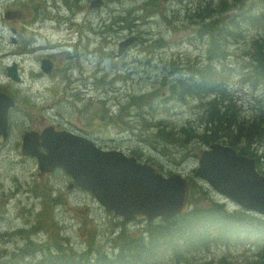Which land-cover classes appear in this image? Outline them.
Instances as JSON below:
<instances>
[{
	"label": "rangeland",
	"instance_id": "374dc122",
	"mask_svg": "<svg viewBox=\"0 0 264 264\" xmlns=\"http://www.w3.org/2000/svg\"><path fill=\"white\" fill-rule=\"evenodd\" d=\"M97 1L99 0H0V80L3 76L6 77L3 67L12 62L16 63L20 75L18 82L11 79V83H7L11 84L14 97L15 93L18 95L15 97L12 125L18 131L25 128L28 130L31 125L40 129L54 126L56 129H65L97 140V144L105 149L116 148L129 155L144 156V160L152 159L165 175H169L170 172L184 174L192 191L200 194L198 195L200 202L222 201L233 206L198 180V177L195 175L197 179L192 177L191 170L196 163L190 154L205 148L208 133L216 134L220 129L215 125L206 127V123L212 117L209 115L210 107L214 105L217 116L225 112V118L235 115L233 118L240 117L241 122L247 124L243 126L241 133L233 128L225 133L223 137L230 139H223L216 134L218 139L214 141L230 144L248 154L253 153L259 161L258 170L264 171V123H261L264 122V110L261 113L258 111L264 106V90L257 89L259 84L264 86V0H237L241 5L237 7L236 12H227L224 17L212 14L202 22L205 23L203 25L196 22V18L190 14V10L195 7V0L170 2L165 0L163 8L166 13L151 19L149 23L135 21L141 18L143 13H128L129 7H140L138 4L140 0H116L117 8L112 7L113 11L107 7L106 0H103L104 6L93 5ZM219 1L221 4L222 1ZM178 2H184L180 17H175L168 25L169 30L160 28V23H167L177 12ZM223 3L226 5L225 0ZM133 8L132 12L135 11ZM18 9L22 12L21 19L13 21L16 17H6V10L17 12ZM203 13L208 14L206 10ZM73 16L76 21L70 20ZM213 20L222 28L234 27L228 31L229 35L219 34L221 38L214 44L218 54L223 53L224 47L228 46L231 40L239 43L238 38L243 39L241 48L255 58L254 67L247 71L248 75L242 76L246 69L244 66L246 59L243 58L245 53L233 50L231 46L225 60L227 66L221 65L219 68L214 63L211 64L213 69L223 73L221 76L198 78L193 73L199 72L195 67H186V65L199 67L207 63L204 55L208 52L209 46L207 42L200 41L199 35L200 28ZM240 23H243L242 29L239 28ZM12 28L16 29L15 35ZM63 29L66 33L71 29L74 31L70 39V48L58 53L56 50L52 54L34 51L35 45L45 40L51 41L52 32L61 33ZM12 36H15V42L12 41ZM203 36H205L203 39H210L207 34ZM55 37L60 38L59 35ZM131 38L135 41L128 49L131 42L122 46L121 41ZM53 46L56 47L54 43ZM118 49L121 54L118 53ZM179 49L180 51H175ZM44 55L50 56L56 65L49 75L41 74L40 60ZM135 60L137 70L127 69L111 75L116 69H122ZM173 60L177 61L174 66L171 64ZM97 67H100V70L96 69ZM179 69L185 71L180 75H170ZM88 73H91V76ZM115 75L117 76L114 77ZM239 76H242L240 79L242 83L235 82ZM167 77L170 78L168 82L165 80ZM227 77L230 78L229 82L225 80ZM243 78L245 81H241ZM191 80L193 83H187L201 85L203 80H206L210 84L199 96L181 95L183 105L177 106L169 102L167 108H161L165 114L178 120L176 124L167 121V117L161 120L166 124L167 131L173 133L172 136L177 135L178 146L166 144L164 141L163 144L166 146L163 147L161 141L158 142L155 138L157 136L153 129L142 127V123H151V119L143 115L136 116L134 106L128 108L129 118L124 117V113L119 109L130 102L133 96L156 88L169 90L178 86L180 81L185 87V81ZM246 81L251 84H244ZM0 85L2 86V83ZM51 91V95L56 96L55 100L49 99L48 93ZM204 95V99L215 97L217 100L203 107L199 102L204 99L199 97L202 98ZM193 97L196 99L190 100ZM220 98L223 100L220 101ZM44 101H47L46 105L43 104ZM100 105L107 114L102 111ZM45 106L51 115L57 114L56 119L46 120L38 113ZM59 107L60 110L57 112ZM249 109L260 113L248 114L260 120L259 122H252L243 116ZM195 118L197 124H194ZM152 119H157V116ZM14 135V133L10 135V140ZM5 139L0 135V237L6 238L5 242L0 241V248L6 247L10 250L20 244L21 238L14 234L17 230H24L26 235L34 236L35 233L26 229L35 224L36 220L40 222L51 216L61 235L74 234L78 241L83 238L80 229L87 230L85 226L95 227L96 236L90 232L85 238L93 239L108 258H114L116 249L104 235L112 218L100 208L97 209L96 204L92 203L93 199L86 198L78 188L67 189L70 180L62 170L57 169L40 175L38 166L35 167L34 162L36 165L37 162L34 158L26 157L27 160H22L21 143L17 142L16 151L15 145L11 144L13 140L5 144ZM181 143L184 145L181 146ZM44 195H50L51 198L60 196V204L45 210L42 208ZM8 197L11 199L5 203ZM132 227L133 224L129 225V228ZM40 229L36 237L44 240L46 233L41 227ZM114 231L116 234L121 232L119 221ZM216 234L218 243L221 244L219 232ZM252 246V243L212 245L201 254H195L196 260L191 262L189 258L185 263L264 264V254L261 253L260 246L258 244ZM157 251L158 257H161L162 248H158ZM32 259L34 262L40 260L37 256H33ZM142 259L147 261V264H158L155 258L147 260L143 256ZM2 262L0 258V263ZM126 262L142 264L140 261L136 263L137 261L133 259Z\"/></svg>",
	"mask_w": 264,
	"mask_h": 264
},
{
	"label": "trees",
	"instance_id": "16d2710c",
	"mask_svg": "<svg viewBox=\"0 0 264 264\" xmlns=\"http://www.w3.org/2000/svg\"><path fill=\"white\" fill-rule=\"evenodd\" d=\"M221 1L222 3L220 4L219 0H195V7L190 10V14L196 18V22L202 24V22H204L212 14L224 17V14L227 12H236L237 7L241 5L237 0H225L226 5L223 3L224 0ZM160 2L161 0H140L138 3L140 4V7L136 8L135 13H144V16L139 19H135V21L149 23L151 19L158 18L162 13L159 9ZM109 5L114 7L117 6L114 1H111ZM204 10H206L208 14H204ZM181 12L182 10L179 9L177 14L179 17ZM173 20L174 19H171L168 24L160 23L159 27L169 30L168 25L172 23ZM239 28H243V23H240ZM233 29L234 27L232 26H224V28H222V26L217 24L216 20H213L212 22L206 24L203 28H200V41L207 42L209 46L208 52L204 55L207 58V60L204 61L207 63L202 64L199 67L194 65H186V67H195V69L199 72L193 73L198 78L205 77V79H209L210 76H221L223 73L213 69L210 64L214 63V65L219 68L221 65L223 67H225V65L227 66L225 60L227 59V51L231 46L233 50L245 53L243 58L246 59L244 62L246 69L242 72V76L248 75L247 71H251L254 67L255 58L241 48L243 45V39L238 38L239 43L231 40V43L224 47V51L221 54H218L214 47L217 39L221 38L219 34L226 33V35H229L228 31ZM202 32L209 35L210 39H203L205 36H203L204 34H201ZM175 51H180V49ZM174 62L176 64L177 61L173 60L171 62L173 66L175 65ZM127 66H123L122 69H116L111 73V75H114V72L117 74L124 72V70L127 69L137 70V63L135 61L129 62ZM203 67L204 69L202 70ZM96 69H100V67H97ZM241 77L239 76L236 78L235 82L242 83L240 82ZM225 80L229 82L230 78L227 77ZM241 81H245V78ZM187 82L193 83L192 80L185 81L184 87L183 82L180 81L178 86L169 90L156 88L150 92L133 96L130 98V102L125 103L123 106L119 107V109L122 113H124V117L129 118L128 108L131 105L134 106L136 116L139 117V115H143L144 117L151 119V123H142V127L144 129H153L157 136L155 138L158 139V142L161 141L163 147L166 146L163 144L164 141L166 144L169 143L178 146L179 141L176 138L177 135L172 136L173 133L167 131L166 124L161 121L164 117H167V121H171L173 124H176L178 120H175L170 115L165 114L161 111V108H167V103L169 102H172L177 106H179V104L183 105L184 102L180 99L181 95L199 96L206 89L207 85L210 84L206 80H203L201 85L197 83H194L195 85H191ZM244 84L251 83L246 81ZM177 87H179V89H177ZM257 89L264 90V86L259 84ZM204 97L205 95L202 98H199L204 99ZM195 99L196 98L193 97L190 100ZM215 100H217L215 97L210 99L206 98L204 100H200L199 105L204 107ZM219 100L221 101L223 99L220 98ZM101 109L105 114H107L102 106ZM263 110L264 106L258 109L260 113ZM210 112L212 117L206 123V127L208 128V125L219 126L220 129L216 131V134L221 136L223 139H230L224 138L223 136L225 133H228L231 128L238 133H241L243 126L247 125L241 122L240 117L233 118L235 115L225 118V112H221L220 116H217L214 110V105L210 107ZM250 112L256 111L249 109L245 114H243V116L248 117V119L252 122H259L260 120L248 115ZM260 113L257 114L259 115ZM155 116H157V119L153 120L152 118ZM195 119L196 123L194 124H197V118ZM200 119H202V116H200ZM219 119L221 121H218ZM222 121L225 123H222ZM216 134L209 132L208 142L217 140L218 136ZM159 136H162L163 138L161 139ZM93 141L98 143L97 140ZM183 145L184 144L181 143V146ZM144 158V156H140L141 160H144ZM151 160L147 161L156 167L153 160ZM78 190L81 191L86 198H92L88 192L79 188ZM198 195L191 189V192H189V198L187 201L188 207L186 210L183 213L170 218H159L149 221L142 217L127 222L123 221L118 216H113V214H106L107 216H110L112 220L108 222L107 231L104 232V235L105 239L111 241V246L116 249L117 253L114 258H108L106 254L100 250L101 246H98L93 239L85 238L86 234L90 232L94 237L96 236L95 227L85 226V228L87 227V230L80 229L79 232H82L81 236H83V238L78 241L76 240L74 234L61 235L51 216H48L46 220H42L40 222L36 220L35 224L30 225L29 228L26 229L35 233L33 234L34 236L26 235L24 230L15 231L14 234L21 238L20 244L10 250L6 247H1L0 258L3 262L0 264H126V261L131 259L137 261L136 263L140 261L142 264H147V261H143V256L147 258V260H154L155 258L158 264L160 262L186 264V259L190 258L191 262H193L196 260L194 259L195 254H201L204 249L212 245L228 246L229 244L247 245L250 243L253 244L252 247H254L255 244H258L261 248V253L264 254V218L247 213L243 210L228 212L225 209L227 208L225 204H218L215 202L210 204L203 203L200 202ZM10 199L11 198L8 197L5 203H7ZM60 201V196L51 198L50 195H44L42 197V208L49 210L55 204H60ZM118 221L121 225V232L116 234L114 229ZM131 224H133V227L129 228V225ZM40 227L46 233V238L44 240H40L36 237L37 233L41 231ZM217 232L220 234L219 238H221V244L218 243ZM5 240L6 238L2 239L0 237V241L5 242ZM158 248H162L161 257H158L157 254ZM33 256H37L40 260L34 262L32 259ZM220 264L222 263L220 262Z\"/></svg>",
	"mask_w": 264,
	"mask_h": 264
},
{
	"label": "water",
	"instance_id": "95a60500",
	"mask_svg": "<svg viewBox=\"0 0 264 264\" xmlns=\"http://www.w3.org/2000/svg\"><path fill=\"white\" fill-rule=\"evenodd\" d=\"M101 3V1H98ZM131 40L122 41V46ZM118 53L121 54L118 49ZM51 67L42 60V69ZM14 79L16 71L12 70ZM11 97H0V133L6 136L7 108ZM193 156L198 159L194 173L217 192L242 208L264 215V177L252 158L238 155L230 147L212 145ZM21 154L34 157L41 172L63 170L74 185L89 192L105 211L125 220L144 216L151 221L179 214L187 196V182L179 174L163 176L147 163L138 162L117 150H106L91 139L52 126L41 132L28 131L22 137Z\"/></svg>",
	"mask_w": 264,
	"mask_h": 264
},
{
	"label": "flooded vegetation",
	"instance_id": "af4514ba",
	"mask_svg": "<svg viewBox=\"0 0 264 264\" xmlns=\"http://www.w3.org/2000/svg\"><path fill=\"white\" fill-rule=\"evenodd\" d=\"M111 1H112V0H106L107 3L111 2ZM167 1H168V0H167ZM169 2H170V1H169ZM167 4H168V3H167ZM129 8L132 9L133 7H129ZM133 9L136 10V8H133ZM16 11H17V12H13V17H16V18L13 19V21H14V20H17V19H21V16H22V12H21L20 9H18V10H16ZM12 29H14V28H12ZM90 33H91V30H90ZM91 34H92V33H91ZM147 35L149 36L150 34L147 33ZM12 39H13V38H12ZM63 42H64L63 40H60V41L55 42L54 45H55L56 47H58L60 50H62L64 46L68 45V43H67L66 41H65V42H66L65 44H63ZM58 43H61V45H57ZM44 58H49V59L51 60L50 56H48V55H44V56L41 57L42 60H43ZM51 61H52V60H51ZM102 62H103V61H102ZM52 63H53V65H51V67H50L49 69L44 70V72L41 71V74H44V75H49V74H51V73L54 71L55 66H56L55 63H54L53 61H52ZM47 72H49V73H47ZM50 72H51V73H50ZM88 75L91 76V73H88ZM116 76H117V75H115L114 77H116ZM54 88H55V86L53 87V89H54ZM53 89H52V91H53ZM18 90H19V88H18ZM52 91L48 93V96H49V99H50V100H55V99H56V96L53 97V96L51 95ZM15 95H16V97H18V95H17L16 93H15ZM15 100H16V98H15ZM43 104L46 105V104H47V101H44ZM14 109H15V107L12 108V109H9V110L7 111L9 139L5 140V144L10 143V141H12V140H13V143H11V144H15L16 141H17V137H18L19 134L22 132V130H21V131H18V129L12 125V123H13L12 119H13ZM59 110H60V107L57 108V112H59ZM38 113L41 114V115L46 116V118H44V119H46V120H47V118H53V119H56V118H57V114L53 116V115H51V114L47 111V106H45V107H44L42 110H40ZM13 127H14V130L12 129ZM31 129L36 130V131H42V130H43V129H40V127H38V126H37V127H34L33 125H31V126L28 128V130H31ZM12 133H14L15 135H14V138H13L12 140H10V135H11ZM21 142H22V141H21Z\"/></svg>",
	"mask_w": 264,
	"mask_h": 264
},
{
	"label": "bare ground",
	"instance_id": "6f19581e",
	"mask_svg": "<svg viewBox=\"0 0 264 264\" xmlns=\"http://www.w3.org/2000/svg\"><path fill=\"white\" fill-rule=\"evenodd\" d=\"M170 4V3H169ZM68 33H70V31L68 32ZM66 42L64 41L63 42V44H65ZM57 45H61V43H58ZM206 58V57H205ZM174 64H175V62H174ZM209 64V63H208ZM211 65V64H210ZM184 81V80H183Z\"/></svg>",
	"mask_w": 264,
	"mask_h": 264
}]
</instances>
